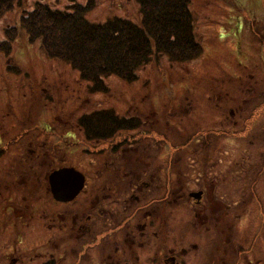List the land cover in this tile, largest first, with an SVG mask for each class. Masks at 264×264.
Returning <instances> with one entry per match:
<instances>
[{
	"label": "flooded vegetation",
	"instance_id": "flooded-vegetation-1",
	"mask_svg": "<svg viewBox=\"0 0 264 264\" xmlns=\"http://www.w3.org/2000/svg\"><path fill=\"white\" fill-rule=\"evenodd\" d=\"M245 89L238 93L216 85V89L202 92L203 109L228 117L235 126L228 129H236L237 119H240L248 143L254 142L256 136L264 140V126L256 129L257 124L264 122V115L255 118L254 122L241 116L249 105L256 102V98L246 102L256 97V93L253 89ZM167 107L171 106L162 102L159 111L150 108L145 113L136 112V126H144L147 120L150 123L147 128L134 131L130 138L123 135L95 140L96 148L86 162L93 167L88 165L89 170H80L67 163L71 156L65 154V149L75 143L69 140L70 133L68 136L56 133L58 138H45L49 128L43 123L42 135L36 132L39 126L36 123L27 122L34 124L31 129L28 125L19 128L12 123L1 124L0 264H77L79 254L88 250L96 255L97 249H100L101 258L93 264H200L201 257L189 254L191 250L199 249L196 239L180 241L178 238L174 242L169 239L173 234L172 225L179 226L176 231H182L178 237H187L188 232L181 228V205L188 204L201 237H209L212 228L210 235L217 229L222 237H227L221 234V226L223 230H231L232 224L226 222L231 218L241 221V217L240 214L236 216V210L231 212L235 202H226L225 195L237 188L240 172L245 177L244 189L251 188L253 192L256 184L263 189L264 159L257 155V151H253V157H246L243 155V151H247L245 148L238 156L232 154L231 162L223 164L219 155L209 159L210 154L205 149L208 139L199 141L200 158L203 155L206 159L192 167L188 174L189 185L183 179V172L189 161H195V155L189 154L186 162H182L176 151L183 146V150H188L192 141L184 137L173 142L171 135L159 127V119L166 127L172 126V130L173 126L183 130L186 124L179 121L181 118L178 121L172 118L176 116L173 111L184 109L180 114L190 120L191 116L186 113L190 104L188 101H184V105L176 103L172 111ZM214 128L225 134L223 128ZM244 133L238 136H245ZM232 134L228 132L224 137L217 133L216 136L219 135L218 140L222 141ZM251 136L255 138L251 140ZM148 142L152 143L153 149ZM165 147L168 152L161 153ZM243 159L247 168H244ZM71 168L83 177L76 192H73L76 175L59 171ZM221 171L231 174V180L222 177ZM226 180L229 182L227 187L224 186ZM177 206L179 208L174 211L173 207ZM244 212L251 215L249 209ZM210 221L220 225L215 226ZM207 222L212 226L209 227ZM190 232L198 231L192 229ZM95 237L100 238L90 246ZM88 258L90 263L85 260V264H92V258ZM218 262L220 259L213 258L207 264Z\"/></svg>",
	"mask_w": 264,
	"mask_h": 264
},
{
	"label": "rangeland",
	"instance_id": "rangeland-1",
	"mask_svg": "<svg viewBox=\"0 0 264 264\" xmlns=\"http://www.w3.org/2000/svg\"><path fill=\"white\" fill-rule=\"evenodd\" d=\"M36 1L39 0H14L11 10L0 19L1 27L9 24L16 34L11 40L7 56L0 52V124L17 122L12 124L23 128L28 125L26 119L30 118L29 121L39 125L38 128L36 127L38 129L36 132L40 135L44 134L40 130L42 128L40 123L49 124L47 130L49 134L45 135V138H58L56 133L60 135L64 133V136L70 133L69 140L71 142L74 140L75 143L65 149V154L71 156V160L67 163H72L80 170H89L88 165L90 168L93 167L89 163L86 165V162L89 161L90 153L96 145L95 140H86L81 131L75 127V118L79 113L110 108L116 111L115 113L118 112V115L131 113L132 119L137 120L136 112L145 113L150 108L159 111L162 102L170 105L171 107H167V110L172 111V106L176 103L184 105V101H188L190 107L186 109V113L188 117L191 116L190 120L180 114L185 111L184 109L173 111L176 116L172 118L177 121L181 118L179 121L182 120L186 124L183 130H180L178 126H173L172 130V126L166 127L159 119V127L171 135L173 142L184 139V136L197 137L198 133L202 136L200 142L202 139L205 141V138H211L208 146H205L210 154V160L219 155L223 164L229 163L236 150L241 153L245 148L247 151H243V155L246 157H253V151H257V155L264 159V149H260L264 146V140H261L260 136H256L257 139L251 136L254 142L248 143L240 119H237L236 129H228L235 128L228 117L225 118L222 113L205 112L201 98L202 92L216 89V85L218 88H226L238 93L245 88H250L254 90L256 97L249 98L246 102L255 98L256 102L249 105L241 116L248 122H254L255 118L264 115V0H187L190 23L193 25V40L200 46L197 54L178 63L169 61L170 59L165 58L162 53H158L156 57L150 55L149 60L144 61L137 68L134 81L125 82L115 76H105L102 81L105 88L93 93L88 92L83 80L77 79V71L70 68V65L48 57L41 48L39 40H28L25 29L19 24L20 9L22 7L27 9ZM42 1L57 8H62L66 4L65 0ZM76 1L85 2V0ZM115 15L135 19L139 17L135 1L92 0V8L86 12L87 19H85L100 23ZM139 117L142 119L141 116ZM220 121L222 123H219ZM149 123L150 120H147L144 126L139 124L132 129H120L121 132L112 137L118 138L125 135L130 138L134 136V131L147 128ZM263 126L264 122H260L256 129ZM214 127L223 128L225 134L228 132L233 134L226 140L219 141V135L215 137L216 134L224 137L225 134L217 132L218 129ZM28 128H34V124H29ZM146 130L144 132H147ZM243 133L245 136H238ZM200 142L195 140L191 142L192 145H188V150H183V146L176 151L179 152L178 158L182 162H186L185 158L189 157V154L195 155V161H189L183 172V179H186L189 185L191 180L188 179V174L195 164H200L202 153L201 144L198 145ZM148 143L153 149L152 143ZM165 152H168V147L161 151V153ZM244 161L246 160L243 159L244 168H247L248 165ZM221 175L231 180L225 171H221ZM181 178L182 176L179 180ZM189 178L192 179V175ZM237 179L238 181L245 179L244 174L238 173ZM228 184L227 181L224 186L227 187ZM234 199V194H226V202ZM247 202L244 204L235 201L231 212L236 210L235 214L236 216L240 214L241 221H234L232 218L227 221L226 223L232 224L231 230H223L221 226V234H226L227 237H222L217 229L213 235H210L213 228L208 233L209 237H201L197 223H194L191 218L193 216L188 204L181 205L183 209L179 210L183 211L181 228L183 227L184 232H188L187 237L184 239L178 237L182 231H176L179 226L175 228L172 225L173 234L169 237L170 242L178 238L180 241L196 239L199 249L195 252L191 250L189 254L191 253L192 256L193 253L201 257L200 264H207L208 260L213 258L220 259L218 264H264V215L259 212V210L264 212V188L261 194L255 193L254 198ZM177 208L179 207H173L174 211ZM245 209H249L251 215L245 213ZM210 222L214 224V221ZM208 225L212 226L209 223ZM214 225H220V223L217 222ZM192 229L198 232L191 233ZM231 233L235 237L231 236ZM99 238L95 237L89 245L96 243ZM82 249L83 246L80 247V251ZM97 251L98 254L95 255L85 250L84 254L77 256V264H81L80 261L85 264V260L90 263L88 256L92 258L93 264L95 260L101 258L100 249ZM214 251L215 254L211 255Z\"/></svg>",
	"mask_w": 264,
	"mask_h": 264
},
{
	"label": "trees",
	"instance_id": "trees-1",
	"mask_svg": "<svg viewBox=\"0 0 264 264\" xmlns=\"http://www.w3.org/2000/svg\"><path fill=\"white\" fill-rule=\"evenodd\" d=\"M134 1L140 22L127 16H112L100 23L90 22L85 14L92 8V0L85 3L67 0L63 9L52 8L41 1H36L31 10L22 7L19 24L25 29L28 40H39L48 57L76 70L89 91L103 90V78L109 75L125 82L134 81L137 68L149 60L152 50L153 57L162 53L173 63L183 62L198 53L200 46L193 40V25L186 0ZM13 2L0 0V17L10 10ZM9 30L6 31V40L0 41V51L5 56L13 37V34H8ZM80 116L77 127L86 140H103L119 134L117 131L125 126H136V123L124 120L110 110ZM201 137L197 133V137L187 138L193 142L200 141ZM205 139H208L207 145L211 138ZM238 153L236 150L233 154L238 156ZM201 159L206 158L201 155ZM225 173L231 177L227 171ZM238 182L239 186L230 192L235 197L231 202L237 200L245 204L254 198L255 193H262L257 184L252 193L251 188H243V179ZM259 212L264 215L263 211Z\"/></svg>",
	"mask_w": 264,
	"mask_h": 264
},
{
	"label": "water",
	"instance_id": "water-1",
	"mask_svg": "<svg viewBox=\"0 0 264 264\" xmlns=\"http://www.w3.org/2000/svg\"><path fill=\"white\" fill-rule=\"evenodd\" d=\"M59 171H61V172L69 171V172H71V174L76 175V185H75L74 191H73V192H76L81 186L82 175L79 172H77L76 170L72 169V168L71 169H62V170H59ZM58 172H56V173H58Z\"/></svg>",
	"mask_w": 264,
	"mask_h": 264
}]
</instances>
